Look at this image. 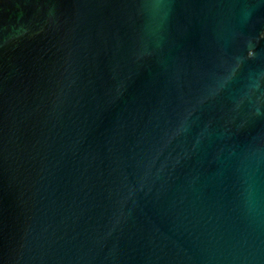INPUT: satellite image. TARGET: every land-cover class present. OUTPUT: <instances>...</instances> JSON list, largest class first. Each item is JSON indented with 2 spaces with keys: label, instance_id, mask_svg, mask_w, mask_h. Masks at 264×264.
Wrapping results in <instances>:
<instances>
[{
  "label": "water",
  "instance_id": "obj_1",
  "mask_svg": "<svg viewBox=\"0 0 264 264\" xmlns=\"http://www.w3.org/2000/svg\"><path fill=\"white\" fill-rule=\"evenodd\" d=\"M0 264H264V0H0Z\"/></svg>",
  "mask_w": 264,
  "mask_h": 264
}]
</instances>
